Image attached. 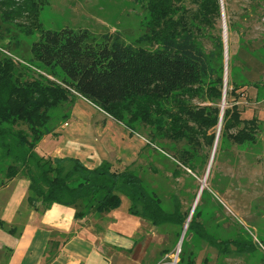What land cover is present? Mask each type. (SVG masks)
I'll use <instances>...</instances> for the list:
<instances>
[{
  "label": "trees",
  "instance_id": "obj_1",
  "mask_svg": "<svg viewBox=\"0 0 264 264\" xmlns=\"http://www.w3.org/2000/svg\"><path fill=\"white\" fill-rule=\"evenodd\" d=\"M145 1L148 30L138 40L126 42L120 32L95 36L86 29L43 30L38 21L41 2L0 0L4 22L23 19L18 26L24 25L28 35L37 31L31 54L38 68L49 70L52 77L62 75L60 81L40 75L27 77L30 69L7 56L0 57V163L6 164V181L15 177L28 181V207L45 210L59 204L73 208L75 219L81 220L116 210L126 199L131 215L156 228L186 224L188 215L181 212L179 200L174 199L172 212H165L131 166L116 171L105 161L88 169L77 159L46 158L35 150L51 132L52 110L76 96L132 134L136 122L153 128L152 139L157 135L194 147L218 125L221 108L217 105L224 87L223 42L216 29L221 0ZM200 39L209 41L211 49L205 51ZM229 88L227 84L225 98L240 87ZM198 96L214 106L199 107L185 101ZM20 124L26 129L17 128ZM240 124L243 126L232 136L233 142H254L258 120L241 119L235 104L223 109L221 130ZM213 137H208L211 143ZM179 155L183 164L192 168L185 159L190 160L191 155L187 151ZM195 224L188 222L187 230L219 254H249L257 247L255 241L242 237L218 241ZM180 257L179 264H193Z\"/></svg>",
  "mask_w": 264,
  "mask_h": 264
},
{
  "label": "rangeland",
  "instance_id": "obj_2",
  "mask_svg": "<svg viewBox=\"0 0 264 264\" xmlns=\"http://www.w3.org/2000/svg\"><path fill=\"white\" fill-rule=\"evenodd\" d=\"M38 1V21L43 30L86 29L95 36L120 32L126 42L138 40L148 30L145 0ZM221 7L216 29L223 42V86L225 82L230 88H240L217 106L222 110L235 104L241 119L256 118L255 141L234 143L232 136L243 125L221 130L220 116L218 125L210 128L207 138H200L194 147L157 135L152 139L155 130L136 122L134 135L142 139L143 147L129 166L145 189L158 197L165 212H172L173 201L178 199L187 219L192 212L189 222L194 221L197 229L203 228L218 241L242 237L255 241L257 247L249 254H219L195 232L188 231L186 224L164 225L151 231V239L142 251L151 264H179L180 255L193 264H264V0H221ZM23 22H4L0 13V57L7 56L30 69L27 77L40 75L60 81V73V77H52L49 70L38 68L31 54L38 33L28 35L24 25L18 26ZM199 44L205 51L211 49L206 39H200ZM185 101L199 107L214 106L201 96ZM65 105L52 110L51 116L65 112L61 110ZM17 128L26 129L22 124ZM211 136L212 143L208 138ZM182 151L191 155L190 160L185 159L192 168L179 159ZM5 165L0 163V186L6 183ZM115 167L119 171L127 166ZM121 205L126 210L128 201L123 199Z\"/></svg>",
  "mask_w": 264,
  "mask_h": 264
},
{
  "label": "crops",
  "instance_id": "obj_3",
  "mask_svg": "<svg viewBox=\"0 0 264 264\" xmlns=\"http://www.w3.org/2000/svg\"><path fill=\"white\" fill-rule=\"evenodd\" d=\"M64 108L37 144L39 155L77 159L88 169L105 161L116 169L137 160L142 139L121 123L80 96ZM28 184L15 177L0 186V264H151L142 252L156 228L150 222L122 205L81 220L59 204L33 209L26 204Z\"/></svg>",
  "mask_w": 264,
  "mask_h": 264
},
{
  "label": "water",
  "instance_id": "obj_4",
  "mask_svg": "<svg viewBox=\"0 0 264 264\" xmlns=\"http://www.w3.org/2000/svg\"><path fill=\"white\" fill-rule=\"evenodd\" d=\"M223 32H224V30H223ZM223 37H224V47H225V35H223ZM225 86H226V84H225V82H224V90H223L222 101H224V98H225ZM222 103H223V102H222ZM222 114H223V109L221 110V114H220V122H219V126H218V128L220 127ZM210 162H211V159H210ZM210 162H209V166H210ZM201 191H202V188L200 189V191H199V193H198V195H197V197H196V201H195V203H194L193 208H194L195 205H196L197 199H198V197L200 196ZM191 214H192V212L190 213V215H189V217H188V219H187V221H186L185 228L187 227V224H188V222H189V220H190Z\"/></svg>",
  "mask_w": 264,
  "mask_h": 264
},
{
  "label": "bare ground",
  "instance_id": "obj_5",
  "mask_svg": "<svg viewBox=\"0 0 264 264\" xmlns=\"http://www.w3.org/2000/svg\"><path fill=\"white\" fill-rule=\"evenodd\" d=\"M181 241H182V237H181V239H180V241H179V243H178V246L180 245ZM178 250H179V249H178Z\"/></svg>",
  "mask_w": 264,
  "mask_h": 264
}]
</instances>
